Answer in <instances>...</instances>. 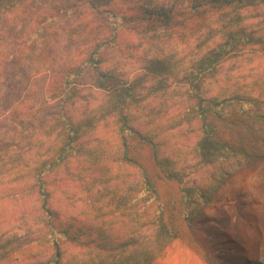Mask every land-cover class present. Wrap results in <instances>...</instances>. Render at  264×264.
<instances>
[{
  "label": "rangeland",
  "instance_id": "obj_1",
  "mask_svg": "<svg viewBox=\"0 0 264 264\" xmlns=\"http://www.w3.org/2000/svg\"><path fill=\"white\" fill-rule=\"evenodd\" d=\"M154 2L160 5L163 0ZM98 4L93 7L82 0H47L40 7L17 6V11L7 12L0 18V143H14L20 135L17 122L30 117L29 137L43 146L53 142L56 130L51 116L68 89H72L74 104L67 106V116L73 120L81 116L87 104L93 106L103 98V93L92 85L98 72L94 71L96 67L101 70L116 67L122 79L138 85L145 94L153 83L147 62L159 59L172 66V75L165 83L169 88L167 93L145 98L134 113L143 119L163 102L170 116L180 110L175 106L185 97V88L178 83L184 72L224 45L227 17L224 19L223 9L213 14L208 10L192 13L177 9L170 28L162 31L152 21L143 19L141 0H99ZM240 16L236 30L251 39L226 60L223 58L212 74L200 79L211 94H221L228 84H247L264 68V5L247 8ZM96 50L94 65L72 79L69 88L63 87L68 74L81 68ZM146 128L139 127L142 131ZM115 130L111 120L97 129L90 148L96 153L103 152L104 148L105 159L93 164L74 162L69 171L81 167L79 180L64 175L51 177L52 210L59 214L63 210L73 217L79 214L77 222H80L90 197H99L97 205H105L110 195L106 190L119 197L125 186L137 179L136 169L116 161L120 151L113 149ZM198 132L199 123L192 122L162 134L159 139L166 138V144L171 146L167 153L179 149L190 158ZM170 135L176 137L170 138ZM97 140L103 143L102 147ZM130 155L154 180L161 203L178 200V184L163 177L148 147L136 142ZM103 169L109 172L106 177L100 175ZM117 184L122 190L115 188ZM19 186H0L2 237L23 235L26 229L36 230L43 225L40 204L31 196L20 197L16 188ZM13 192L17 198L12 197ZM61 214L57 218L62 217L61 221L65 222L68 215ZM169 218L174 220L179 236L169 242L152 264H264V161L236 171L191 225L177 210L167 206L164 220ZM148 235L149 231H143L142 236ZM37 250L36 246L24 249L0 264L44 261V257L35 255ZM65 258L70 264H83L92 255L85 248L66 245Z\"/></svg>",
  "mask_w": 264,
  "mask_h": 264
},
{
  "label": "trees",
  "instance_id": "obj_2",
  "mask_svg": "<svg viewBox=\"0 0 264 264\" xmlns=\"http://www.w3.org/2000/svg\"><path fill=\"white\" fill-rule=\"evenodd\" d=\"M45 1L0 0V18L7 12L17 11V6L22 9L40 7ZM82 1L93 7L99 5V0ZM154 1L141 0L140 7L144 8L142 17L162 31L170 28L173 12L177 9L192 13L208 10L211 14L223 9L224 19L227 17L224 45L184 72L178 83L185 88V97L175 106L180 110L170 116H167V106L163 102L143 119L134 114L145 98H155L169 90L165 83L172 75V66L152 59L147 62V70L153 83L145 94L138 85L122 79L116 67L103 70L96 67L94 71L98 72L92 85L103 93V98L93 106L87 104L77 120L67 116V106L74 104V94L72 89H68L51 116L56 137L47 146L29 137L31 117L18 121L21 127L19 138L14 143H0V186L21 185L16 187L19 188L18 195L24 198L31 196L37 205L40 204L38 210L44 222L36 230L26 229L23 235H0V263L19 251L36 246L35 255L45 259L36 264H70L65 258V246L74 245L85 248L92 255L83 264H152L169 242L179 236L174 220H164L167 206L177 210L191 225L201 217L218 190L236 171L264 161V68L247 84H228L221 94H211L200 80L212 74L223 58L226 60L240 45L250 41L251 38L236 30L240 12L264 5V0H163L160 5ZM166 1L168 3H164ZM97 53V50L91 53L81 68L68 74L63 87L69 88L72 79L94 65ZM108 120L116 127L113 149L120 151L116 161L136 169L138 177L125 186L119 197L117 193L111 195V191L106 190L110 195L105 205H97L99 197H90L80 222H77L79 214L73 217L60 210L62 216L68 215L62 222V217L57 218L60 214L50 206L51 177L64 175L65 178L79 180L81 167L69 171L74 162H102L106 150L103 148V152L96 153L90 148V140ZM192 122L199 123V138L189 152L191 157L181 154L179 149L167 153L171 146L166 144V138L160 140L159 137ZM139 127L147 128L142 131ZM136 142L150 149L152 160L163 177L178 184L177 202L164 204L159 201L154 180L130 155ZM97 143L103 146L98 140ZM203 169L207 171L202 173ZM100 175L106 177L109 172L103 169ZM92 183L94 185L96 181ZM115 188L120 191L121 186L117 184ZM88 189L91 190L90 187ZM11 195L18 197L15 192ZM145 230L150 233L147 237L142 236Z\"/></svg>",
  "mask_w": 264,
  "mask_h": 264
}]
</instances>
